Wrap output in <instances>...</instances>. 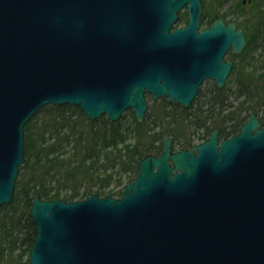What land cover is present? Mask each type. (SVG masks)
I'll return each mask as SVG.
<instances>
[{"label": "water", "instance_id": "obj_1", "mask_svg": "<svg viewBox=\"0 0 264 264\" xmlns=\"http://www.w3.org/2000/svg\"><path fill=\"white\" fill-rule=\"evenodd\" d=\"M186 9L187 22L177 24ZM201 0H0V207L13 199L25 123L46 105L89 120L138 123L145 93L188 108L200 86H225L246 46ZM138 161L120 197L45 200L36 192L28 264H264V125L251 112L216 148L203 143ZM198 152L194 153L193 150Z\"/></svg>", "mask_w": 264, "mask_h": 264}, {"label": "trees", "instance_id": "obj_2", "mask_svg": "<svg viewBox=\"0 0 264 264\" xmlns=\"http://www.w3.org/2000/svg\"><path fill=\"white\" fill-rule=\"evenodd\" d=\"M214 4L216 0H210L208 5L214 8ZM242 15L236 24L244 31L246 47L240 55L229 56L236 62L227 83L218 88L212 82L204 100L195 105L196 99L188 110L165 103L169 112L147 113L137 123L131 111L117 122L104 116L92 121L77 107L47 105L26 122L25 161L11 204L0 207V264H28L36 236L29 216L34 193L45 200L65 201L94 193L119 197L123 186L135 178L138 161L160 152L162 133H169L176 139L174 148H181L191 143V137L200 136L198 130L203 128L221 125L236 131L251 112L264 124V0H250ZM203 17L201 24H210ZM184 23L181 14L178 25ZM127 114L131 123L125 125ZM182 122L188 123L193 135L182 133Z\"/></svg>", "mask_w": 264, "mask_h": 264}, {"label": "rangeland", "instance_id": "obj_3", "mask_svg": "<svg viewBox=\"0 0 264 264\" xmlns=\"http://www.w3.org/2000/svg\"><path fill=\"white\" fill-rule=\"evenodd\" d=\"M203 4H204V10H203V14L201 16V19L204 15V19L205 21H208L211 24V18L214 14H219V15H224V20L225 22H230V23H239L242 20L243 17V13L244 11L246 12L249 9V3L250 0H246V2L244 4L241 3L242 0H216V7L212 8L210 7L208 4L210 2V0H202ZM218 3V4H217ZM210 12H213L212 14H210ZM181 14H183L186 17V13L185 10H183L181 12ZM210 15V16H209ZM210 24H206L207 26H209ZM206 25H202L201 24V28H205L207 27ZM179 26H183V24L179 25ZM229 58V56L227 57ZM231 59V58H230ZM232 61L235 63L236 59H232ZM212 82L211 81H205L201 88V95L198 94V96L195 98L193 104L196 102V99H198V101L195 103V105H198L199 103H201V101L204 100L205 98V94H207V90L208 88L211 86ZM200 93V92H199ZM194 105V106H195ZM169 108L166 107L165 102H150L148 105V110L147 113L149 114H153V113H166L169 112ZM131 117L127 114L125 116V118L123 119L124 124H130L131 123ZM181 128L184 129V131H182V133H184L185 135H188L189 132L193 131L191 130L190 126L188 125V123H181ZM200 133V136H196L195 137H191V141H199L200 139H202L204 137L203 132L201 134V131L198 130ZM132 140V139H131ZM159 143V142H158ZM177 148V147H175ZM26 256L23 257L22 262L25 261Z\"/></svg>", "mask_w": 264, "mask_h": 264}, {"label": "flooded vegetation", "instance_id": "obj_4", "mask_svg": "<svg viewBox=\"0 0 264 264\" xmlns=\"http://www.w3.org/2000/svg\"><path fill=\"white\" fill-rule=\"evenodd\" d=\"M245 2H246V0H242L241 1L242 4H244ZM203 7H204V5H203ZM229 55H230V53H227L226 57H228ZM145 98H146V101H147V106L149 105L150 102H154V101L151 100V97H150L149 94H145ZM155 102H161V101L159 100V101H155ZM163 102H165V100H163ZM213 129L217 130V142H216V148L217 149L220 147V144H221L222 140L227 139V138L235 135L238 132V129L236 131H234V130L229 131V130L224 129L223 126H221V125H220V128H218V127H208V129L207 128H203L201 130V134L203 132V135H204V137L202 139H200L199 141L198 140L197 141H191L190 144H188L187 146H183L181 148H178V147L176 149L174 148L173 151H177V150H181V149H190L191 147H193L195 145L201 144L202 142H204V141H206L208 139L209 134H210V132ZM192 135H193V131H192ZM171 142H172V145L175 144L176 139L171 137ZM194 152L197 153L198 150L194 149Z\"/></svg>", "mask_w": 264, "mask_h": 264}]
</instances>
